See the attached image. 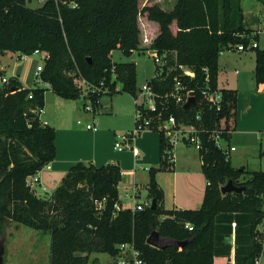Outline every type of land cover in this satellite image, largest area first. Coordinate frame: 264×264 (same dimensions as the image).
<instances>
[{
    "label": "trees",
    "instance_id": "1",
    "mask_svg": "<svg viewBox=\"0 0 264 264\" xmlns=\"http://www.w3.org/2000/svg\"><path fill=\"white\" fill-rule=\"evenodd\" d=\"M159 2L44 0L30 8L26 0H0V53L44 52L38 79L61 98H87L93 110L103 93H135V62H113V50L125 56L156 50L163 62L146 83L159 96L164 117L195 125L200 140L197 151L206 186L196 209L163 206L156 173L172 171L173 164L163 157L167 146L161 132L159 165L148 169L146 185L153 207L151 202L141 210L121 207L118 163L78 161L41 198L27 179L55 158L54 127L36 113L44 106L45 88L23 87L9 76L0 85V213L50 233L49 264H88L92 252L116 259V245L123 242L133 243L143 264H229L232 235L235 264H256L264 254V232L257 229L264 222V171L234 168L212 138L220 128L226 139L235 124L236 92L217 86L219 53L257 35L244 22L240 0H173L170 8ZM254 76L256 83H264V49L258 47ZM176 87L185 100L187 92L194 93L187 111L184 101L177 103L172 96ZM208 91L220 92L218 109L205 98ZM228 180L244 189L222 194L220 187ZM152 229L187 242L182 247L151 246L146 238Z\"/></svg>",
    "mask_w": 264,
    "mask_h": 264
},
{
    "label": "rangeland",
    "instance_id": "2",
    "mask_svg": "<svg viewBox=\"0 0 264 264\" xmlns=\"http://www.w3.org/2000/svg\"><path fill=\"white\" fill-rule=\"evenodd\" d=\"M43 1L44 0H26V5L30 8H37L43 3ZM149 1H160L159 3L166 7V4L169 0ZM240 5L243 10L244 21L246 20V22H248L249 18L251 17H259L260 20L263 19L261 17V14L264 12V0H240ZM246 25L254 33L257 31L258 27H261L260 25L251 28L249 27L248 23ZM256 44L258 48L264 49V33L259 34ZM231 53L237 55V52ZM17 54L19 53L8 52L3 56H0V62L5 64V67L7 69L6 74L8 75H10L11 69L15 67L17 63L24 65L27 61L35 60L39 62V64H43V60L41 59L40 54H31L26 58L28 60H26L25 58L21 59L20 54L19 56H17ZM220 54L221 53H219V55ZM242 55L253 57L254 49L245 50ZM111 59L113 62H135L136 89L134 95L138 97L141 94L142 86L154 77L156 68L162 64V60L161 63H156L151 54H149L148 50L146 49L135 50L130 56H125L120 50L116 49L112 51ZM34 85L45 88L43 113L40 114V118L43 122L48 123L49 125L54 127L58 144L62 143V131L66 128H74L79 131L76 134L79 138L78 140L74 139V141L81 144L85 149L83 152L80 151V153L86 152V154H90L92 152L93 134L85 128V125L87 123L92 124L94 122L95 126L99 130L98 132L101 133L98 139L97 146L101 150H103L106 146L108 148V151H111L115 156L123 153L122 151L116 150L113 145L115 142L122 141L124 135L130 132L135 127L134 121L136 117V107L134 105L133 96L125 92H115L111 95L103 93L99 97L98 103L93 110L92 105L87 98H61L57 96L49 88L48 85H44V83H42L37 76H35L34 78L33 86ZM117 87H120V83H117ZM85 103L90 107V109H87V106H84ZM78 121L80 122L78 123ZM86 132L90 133L92 136L86 135ZM157 134L158 133L154 130H144L134 137L135 146L141 152V155L137 157L136 160H133V157L129 155V153H124L125 159L127 161H130V167L134 165L135 168L138 169V184H141V177H143L145 173H147L148 175V169L150 167L159 165L158 144L156 150L157 159L155 163H149V161L144 158L145 153L149 155L151 153H148L150 151L146 152L143 148L146 144L151 146V139H154L157 142ZM262 134L263 132H260L257 138H250V140L245 141V144L247 146L249 145L250 150L245 153L246 158L244 160L237 158L235 159V155L232 152V156L229 158H232L234 163L237 164L236 166H239V164H241L245 165V168L248 171H264V136ZM239 144L240 143L238 141L232 140V145L238 149L237 152H240L239 149L241 146ZM175 151L177 155L180 156L186 155L184 153H189L194 154L198 157V152L195 147L187 145L181 141L175 145ZM79 161L92 163L91 159L84 160L82 158L79 159ZM101 162L104 163L105 161H98V164H100ZM106 163L111 162L107 161L104 164ZM116 163L118 162L116 161ZM49 164L51 166V162ZM118 164L119 167H123L121 163ZM67 170L64 173H59L54 168L52 170H48L45 167L42 168L35 175L40 177V184L38 182L32 184V189H34L35 194L41 198L48 197L53 192V190L61 183L62 177L65 175ZM172 172L173 170H160L161 176L159 175V177L161 178V181L164 182V184L167 186L165 207L173 206L172 188L174 186L177 196H181L184 197V199L193 201L195 195L199 193L195 189H193V187H189V180L191 179L187 178L188 176H186V172L184 170L178 171V173L175 175V180H173L172 175L170 174ZM245 177H248L247 173L245 174ZM42 187H44L45 189H43ZM139 188L141 191V196L136 197V199L133 200L134 196L131 195L130 190H128L127 196H125V189L123 188V184L119 185L120 197L125 207L132 205L134 201H152V199L148 195L147 187L143 185L142 187L139 186ZM129 195L131 196L129 197ZM199 205H196V207H194L193 209L198 208ZM1 208L2 203L0 204V209ZM170 242L171 241L168 238H164L161 241V244H168ZM0 250V257L2 260L1 264H49L50 233L45 230L32 229L26 225L11 221L9 220V218L0 213ZM88 264H117V260L107 253L92 252L88 256ZM257 264H264V254L260 256Z\"/></svg>",
    "mask_w": 264,
    "mask_h": 264
},
{
    "label": "crops",
    "instance_id": "3",
    "mask_svg": "<svg viewBox=\"0 0 264 264\" xmlns=\"http://www.w3.org/2000/svg\"><path fill=\"white\" fill-rule=\"evenodd\" d=\"M173 0L168 1L166 4V8H170L173 3ZM163 2V1H162ZM165 5V4H164ZM263 19L260 20L259 17H251L248 22L244 21L245 24H249V27L260 26L257 31L252 35H257L255 41H258V37L260 33L263 32L264 28V12L261 14ZM247 26V25H246ZM248 27V26H247ZM226 52V53H224ZM231 52H237V55L232 54ZM5 53H0V56H3ZM17 53V52H15ZM221 54L218 56V74H217V86L218 88H226L233 89L236 92V109H235V124L234 130H232L229 136L224 140V144L226 147L233 146L232 140L238 141L240 144V152H237L238 149H235L229 152V157L232 156V152L234 153V158L244 160L246 158L245 153L250 150L249 145L245 144V141L250 140V138H257L260 132H263L264 136V83H256L254 76V56H245L242 55L244 51H235L225 49L220 52ZM19 56V54H17ZM22 59V58H21ZM28 60V59H26ZM7 65V64H6ZM40 65L39 62L35 60L27 61L24 65L17 63L15 67H13L10 71V75L6 74L5 64L0 62V70L2 71V76H16L20 81L23 87H32L34 78L36 76V67ZM238 66V67H237ZM28 68V69H26ZM44 85H48L44 83ZM49 86V85H48ZM48 124V123H47ZM88 124V123H87ZM95 126V123H92ZM96 127V126H95ZM86 128V127H85ZM87 129V128H86ZM90 133L86 132V135L92 136V152L90 154L80 153V151H84V147L76 143L74 139L78 140V136L76 135L79 131L74 128H66L62 131L61 136L63 137L62 143L58 144L55 136V151L56 156L51 161V166L48 170H52L53 168L59 172L64 173L70 166L78 162L79 159L89 160L91 159L92 163L96 166H101L105 162L109 161L111 163H121L123 165L120 166L122 179L118 184V192H119V201L123 207H125L122 203L120 197V189L119 185L123 184V188L125 196H127L128 190H130L131 195L134 196L133 200L136 197L141 196L140 187L143 185L146 186L148 182V175L145 173L143 177H141V184H138V169L135 168L134 165L131 166L130 161L126 160L124 157V153H129L133 157V160H136L137 157L141 155L140 150L135 146L134 140L132 141V146L135 147L138 151V155H133V153L129 150H118L123 153L119 155H113L111 151H108V148L105 146L103 150H101L98 146V139L101 135L99 133L98 128L95 130L87 129ZM158 135V134H157ZM152 144L149 146L145 145L144 150L150 155L145 153L144 158L149 161V163H155L157 159V144H158V155L160 156L159 151V137L156 140L151 139ZM120 142H124L123 140ZM125 143V142H124ZM150 148V150H149ZM79 149V150H77ZM196 149V148H195ZM117 150V149H116ZM197 150V149H196ZM198 152V151H197ZM186 155H177L176 151H174V163H173V172L170 173L172 175L173 180H175V175L178 171L184 170L186 172L187 178L189 180L190 186L193 187L199 194L195 195L193 201H189L188 199H184V197L177 196L175 186L172 188V207H165L166 195H167V186L164 182L161 181L159 175L160 171L156 173V181L159 186L163 190L164 199L163 206L164 208H194L196 205L201 204L203 192L206 186L205 177L201 171V160L198 154V157L194 154L184 153ZM158 156V160H159ZM186 160V161H185ZM191 160V161H190ZM231 165L234 168L245 167V165L234 163L232 158H229ZM98 161H105L98 164ZM75 162V163H74ZM135 162V161H134ZM195 162V163H194ZM149 165V164H148ZM127 167V168H124ZM239 167V168H240ZM146 168V167H144ZM127 169V170H126ZM161 176V175H160ZM38 178V183L40 184V177ZM129 195V197L131 196ZM145 201H135V202H146ZM130 207L132 205H129ZM200 206V205H199Z\"/></svg>",
    "mask_w": 264,
    "mask_h": 264
},
{
    "label": "built area",
    "instance_id": "4",
    "mask_svg": "<svg viewBox=\"0 0 264 264\" xmlns=\"http://www.w3.org/2000/svg\"><path fill=\"white\" fill-rule=\"evenodd\" d=\"M264 32V28H263ZM257 47L255 40H250L247 44L239 43L236 45H229L228 50H235V51H245V50H251ZM152 50H148L149 54L153 57L154 61L156 63H161L162 57L158 55L156 52H150ZM35 54H40L42 60L45 57V53L36 50L34 52ZM33 53V54H34ZM29 55L27 54H21L20 58H27ZM163 62V61H162ZM42 64L38 65L36 67V74L41 70ZM185 73L189 74L190 76H193L192 72L186 71ZM7 77L1 76L0 77V85L7 82ZM81 84L85 86V82L81 81ZM182 89V87H181ZM190 92H187L186 95L189 96ZM205 98L209 103L212 105H215L216 108H219L220 101H221V94L219 91H208L204 93ZM172 96L174 97L175 101L177 103H184L186 100L182 97V95L178 92V88L176 87V90L172 93ZM28 97H31L29 95ZM159 96L152 90L151 86L145 83L141 88V94L140 96L133 95V101L134 105L136 107V117H135V127L128 133H126L123 137V141L125 142H115L114 148L117 150H129L133 153V155H138V151L135 147L132 146V141L134 140V137L138 135L140 132L144 130H154L156 132H161L165 138L166 141V155L163 156L165 158V161L172 165L174 163V151H175V145L178 142H184L187 145H191L195 147L197 150L200 148V140L197 135V129L195 125L193 124H185L176 122L173 115H169L168 117H164L162 108H159L158 106V98ZM87 109H90V107L86 104ZM36 113L40 116L41 113H43V108L36 109ZM148 114V115H147ZM80 121H78L79 123ZM87 129H93L95 130L96 127L92 124L88 123L85 125ZM221 129H216L213 134L212 138L214 141V144L216 148L223 150L228 156L229 152L233 151L235 148L233 146L226 147L224 144L225 138L222 135ZM46 169L50 168V164H47L44 166ZM43 167V168H44ZM28 184L32 187V184L38 182V178L34 175L32 177H29L27 179ZM45 189L44 187H42ZM102 201H97L96 205L101 206ZM149 205L148 202H133L132 206H128L129 208L133 210H141L144 206ZM121 207H123L121 205ZM124 208V207H123ZM185 227L191 229L192 227L189 224H185ZM257 229L259 231L264 232V222L259 224L257 226ZM116 248L118 250L117 253V264H143V261L139 257V251L134 247L132 242H123L116 245ZM230 262L229 264H235L234 263V238L232 235V248L230 253ZM259 259L255 261L257 264Z\"/></svg>",
    "mask_w": 264,
    "mask_h": 264
},
{
    "label": "water",
    "instance_id": "5",
    "mask_svg": "<svg viewBox=\"0 0 264 264\" xmlns=\"http://www.w3.org/2000/svg\"><path fill=\"white\" fill-rule=\"evenodd\" d=\"M156 52V50H152L150 52ZM15 88H11V91H14ZM194 104V93L193 91H191L189 93V96L186 100V102L183 104V108L185 111H187L192 105ZM244 189V186H238V185H235L231 180H228L225 184H223L221 187H220V191L222 194H225V193H231V192H241L242 190ZM151 206L153 207L154 206V200L151 201ZM164 239V237H161L159 232L155 229H152L150 231V234L147 236L146 238V243L151 245V246H154V247H165L166 245H172V246H178V247H182L187 241L186 240H182V241H174V240H170L171 242L168 243V244H164L162 245L161 244V241ZM2 263V260H1V257H0V264Z\"/></svg>",
    "mask_w": 264,
    "mask_h": 264
},
{
    "label": "flooded vegetation",
    "instance_id": "6",
    "mask_svg": "<svg viewBox=\"0 0 264 264\" xmlns=\"http://www.w3.org/2000/svg\"><path fill=\"white\" fill-rule=\"evenodd\" d=\"M0 256H1V250H0Z\"/></svg>",
    "mask_w": 264,
    "mask_h": 264
}]
</instances>
